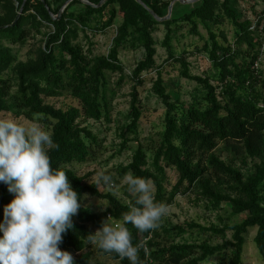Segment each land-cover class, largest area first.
Returning a JSON list of instances; mask_svg holds the SVG:
<instances>
[{
    "label": "trees",
    "instance_id": "trees-1",
    "mask_svg": "<svg viewBox=\"0 0 264 264\" xmlns=\"http://www.w3.org/2000/svg\"><path fill=\"white\" fill-rule=\"evenodd\" d=\"M42 1L49 12L39 0H0V115L8 112L33 121L35 114H41L40 120L50 124L54 144L58 145L49 152L52 167L66 172L80 201L87 194L108 204L103 217L81 206L72 221L73 228L63 236L60 249L71 253L75 264H101L94 263L91 253L86 251L93 230L99 229L107 215L119 223L122 214L135 202L127 185V203H121L109 194L104 195L99 184L88 181L89 176L78 177L68 166L85 163L91 152L99 148L97 138L82 124L89 120L110 121L107 74L123 72L118 58L120 50L128 41L142 48L144 57L131 72L136 86H140L142 74L155 67L153 34L161 25L166 30L162 47L168 58L179 65L180 76L199 86L200 97L186 105L178 98L172 99L157 71L152 92L165 110L163 129L156 145L144 147L139 143L137 132L142 106L137 90L133 88L128 124L120 133V148L121 151L126 148L128 136L132 135L137 149L131 163L118 168L116 176H111L112 185L118 186L131 173L151 181L155 202L166 207L172 205L177 195L194 194L214 209L224 204L230 208L232 217H245L222 228L188 223L163 229L164 237L157 229L139 233L128 224L132 244L139 249V264H202L212 257H227L228 264H242L246 235L251 229L256 231L253 243L264 261V205L259 197L264 187V70L256 73L253 69L264 44V27L261 35L250 30L254 21L263 20L264 9L256 12L254 6L250 7L252 19L248 20L238 16L233 0H201L194 5L176 3L170 19L157 23L134 0H108L98 9L73 0L60 19L54 21L50 14L57 16L68 0ZM85 1L98 5L101 0ZM140 1L160 19L166 17L171 3ZM246 1L255 3L257 0ZM22 5V14L11 27ZM118 18L120 23L107 56H92L90 51L83 50L78 43L79 33L90 43L87 32L102 33ZM225 22L233 28L231 45L225 43L224 35L218 32V27ZM46 26L53 29L52 33H42ZM185 27L196 37L200 36V27L205 30L208 39L203 51L214 68L212 76L204 79L191 76L186 60L174 56L171 46L174 34ZM36 36H42L43 41L30 52L25 63H16L11 51L2 46V43L23 46ZM219 36L223 43L218 41ZM240 46H245L244 53ZM8 72L16 81L13 94L10 80L3 78ZM60 97H69L70 103L57 109L44 101V98ZM220 145L223 156L215 154ZM167 170L177 174V181L170 189ZM12 198L6 186L0 184L2 210ZM228 231L231 240L224 241ZM187 233H211L224 242L215 246L208 242L200 245L175 242L174 238ZM96 251L102 257L128 264L127 260L121 261L115 254L104 253L97 246Z\"/></svg>",
    "mask_w": 264,
    "mask_h": 264
},
{
    "label": "rangeland",
    "instance_id": "rangeland-1",
    "mask_svg": "<svg viewBox=\"0 0 264 264\" xmlns=\"http://www.w3.org/2000/svg\"><path fill=\"white\" fill-rule=\"evenodd\" d=\"M15 1V0H14ZM172 2V0H164ZM235 10L240 18L251 20V9L254 6L256 12L264 9V0H257L249 2L246 0H233ZM168 13V11H167ZM167 16V15H166ZM120 23V18L117 19L115 24L102 33H86L90 37L88 43L84 35L79 33L78 43L83 47L85 52L90 51L92 56H107L110 49L113 47V39L116 36V29ZM53 29L46 26L42 33L44 35L52 33ZM218 32H222L228 44L233 43V28L225 22L218 27ZM166 30L163 26H158L157 31L153 34L155 42V67L142 74V84L136 86V83L131 78V72L134 70L138 62L143 59V50L137 44H131L128 41L119 52V62L123 72L107 74L109 82L110 94V121L109 122H94L92 120L83 123L82 126L86 127L98 141L99 148L91 152L90 157L85 163H73L68 166L78 177H88L89 182H96L99 174L109 173L111 176H116V171L120 167H126L131 163L132 156L137 149V143L134 142V136L129 135V143L126 148L121 151L122 139L120 133L123 127L128 124L127 114L131 102V93L133 88L137 90L139 102L142 106V118L139 124L138 139L139 143L144 147H152L157 144L159 135L163 129V119L165 110L159 100L152 92V85L156 79V72L159 71L163 78V86L166 93L172 98H178L180 103L189 104L193 100L200 97L199 86L191 81L185 80L180 76L179 65L173 63L168 58L166 49L162 47ZM199 37L191 36L188 33V28L185 27L174 34L171 42L172 50L175 57H180L186 60L189 66V73L193 77L205 78L214 74V68L209 61L207 53L203 51V45L207 41L208 36L203 28L199 29ZM43 41L42 36H36L28 39L23 46H11L2 43L3 47H7L16 59V63H25L29 59L30 52L35 51L40 47V42ZM218 41L223 43L222 36L218 37ZM242 53L246 51L245 46H240ZM261 70H264V53L261 56L260 63ZM3 78L10 80L12 85V94L16 92V81L11 72L5 73ZM46 104L60 108L65 104L70 103L69 97H60L56 99H45ZM0 119H14L17 123L24 126H29L32 122L23 116L15 117L11 113H3ZM39 123L43 128L51 133L50 124H43L40 120ZM223 146L220 145L216 150V155L222 154ZM149 157L150 154H147ZM168 181L170 183L168 189L172 187L177 181V174L173 170L166 171ZM125 179L120 181L118 186H99V190L104 194H109L119 200L121 203H127L125 197ZM260 203L264 205V187L259 192ZM81 206L88 208L93 213L103 217L107 212L108 204L105 200L91 197L87 194L82 196L80 201ZM75 217V216H74ZM72 217V221L74 220ZM244 215L238 217L231 216V210L228 206L222 204L217 209L203 200H198L194 194H187L185 196L177 195L172 205L167 207L166 214L160 221V226L157 231L163 235V229L169 230L180 225L188 223H195L202 227L209 228L216 226L222 228L224 225L238 223L244 219ZM3 219V210L0 208V221ZM106 221V220H105ZM95 233V230L92 232ZM255 229L248 231L246 235V243L243 252L242 264H264V261L259 256L253 239L255 237ZM174 236V235H173ZM176 243L180 244H197L200 245L208 242L210 245H220L224 241L231 240V232H226L224 241L221 237L213 236L211 233H187L183 237L174 238ZM87 252L91 253L92 261L101 264H120L118 261H113L109 258L102 257L97 254L96 245L90 243L87 246ZM202 264H228L227 257H212L203 262Z\"/></svg>",
    "mask_w": 264,
    "mask_h": 264
},
{
    "label": "clouds",
    "instance_id": "clouds-1",
    "mask_svg": "<svg viewBox=\"0 0 264 264\" xmlns=\"http://www.w3.org/2000/svg\"><path fill=\"white\" fill-rule=\"evenodd\" d=\"M40 119L41 114H35L29 126L0 119V184L13 197L3 207L0 221V264H75L73 255L60 245L73 228L80 198L66 172L52 167L49 152L58 145ZM124 179L134 204L119 223L103 222L91 235V243L121 261L139 264V249L132 244L127 225L139 233L155 230L167 207L155 202L151 181L131 173ZM112 183L111 175L99 174L97 184Z\"/></svg>",
    "mask_w": 264,
    "mask_h": 264
},
{
    "label": "water",
    "instance_id": "water-1",
    "mask_svg": "<svg viewBox=\"0 0 264 264\" xmlns=\"http://www.w3.org/2000/svg\"><path fill=\"white\" fill-rule=\"evenodd\" d=\"M41 1L43 4L44 2L42 0H39ZM73 0H68L64 5L63 7L61 8V10L59 11L58 15L57 16H53L50 14V17L52 20L54 21H58L60 19V16L61 14L63 13V11L66 9V7L72 2ZM79 1L80 3L84 4V5H87V6H90L94 9H98L100 7H102L108 0H101L100 3L98 5H92L90 3H88L87 1L85 0H77ZM137 4H139L144 10H146L152 17L153 19L157 22V23H163V22H166L170 19L171 17V13H172V9H173V6L176 4V3H180L181 5H194L196 3H198L199 1L201 0H173L170 4H169V7H168V13H167V16L160 19L158 18L152 11H150L140 0H134ZM25 2V0H24ZM46 10L49 12L47 6L44 4ZM22 8H23V5L22 7L19 9V12L17 13V16H16V19L14 20V22L10 25L11 27H13L16 22L18 21L19 17L21 16L22 14ZM6 28V27H3V29Z\"/></svg>",
    "mask_w": 264,
    "mask_h": 264
},
{
    "label": "built area",
    "instance_id": "built-area-1",
    "mask_svg": "<svg viewBox=\"0 0 264 264\" xmlns=\"http://www.w3.org/2000/svg\"><path fill=\"white\" fill-rule=\"evenodd\" d=\"M258 22L259 21H254V23L252 24V26L250 27V30L252 31V32H254V31H257L260 35L262 34V29H263V27H264V18H263V20L262 21H260L259 23V26H257L258 25ZM264 53V44L262 45V47H261V49H260V56L258 57V59L254 62V64H253V69L255 70V72L256 73H258L260 70H261V68H260V63H261V56H262V54ZM106 220H107V222L108 223H110V224H116L113 220H112V218H111V216L110 215H107L106 216Z\"/></svg>",
    "mask_w": 264,
    "mask_h": 264
}]
</instances>
